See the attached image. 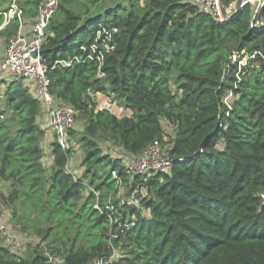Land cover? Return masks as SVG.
<instances>
[{
  "label": "trees",
  "instance_id": "trees-1",
  "mask_svg": "<svg viewBox=\"0 0 264 264\" xmlns=\"http://www.w3.org/2000/svg\"><path fill=\"white\" fill-rule=\"evenodd\" d=\"M41 1L18 0L29 24ZM193 1H60L43 55L50 92L79 126L64 149L57 134L45 140L30 84L0 94L6 202L44 243L17 256L0 239V264H55L47 250L65 264H264V24L252 1L224 22ZM18 29L12 21L0 41ZM98 93L132 114L99 108ZM155 140L173 158L168 173L131 178L108 148L137 156ZM76 147L78 176L66 169Z\"/></svg>",
  "mask_w": 264,
  "mask_h": 264
},
{
  "label": "built area",
  "instance_id": "built-area-1",
  "mask_svg": "<svg viewBox=\"0 0 264 264\" xmlns=\"http://www.w3.org/2000/svg\"><path fill=\"white\" fill-rule=\"evenodd\" d=\"M60 1L42 0L37 15L31 24L27 22L18 0H12L7 11H0V14L4 16V23L0 29L14 20H17L19 23L17 34L10 39L6 53L0 59V69L7 77L22 78L30 82L29 84L35 96L42 101L44 114L47 116L46 127L57 134L61 146L67 149L69 148V132L76 126L78 111L69 104L55 101L53 94L50 92L49 61L43 55V47L48 41V28L53 15L59 7ZM250 1L254 3L253 20L256 21V24H262L264 20L259 16L264 7V0H237L229 6L225 5L223 0H194L193 2L198 6L199 10L211 13L217 20L224 22L231 17V13L236 7H242ZM101 33L102 30H99V34ZM105 33L108 34V31L105 30ZM107 47L110 48L109 46ZM250 57L255 58L256 54L240 60V65H245ZM72 62L73 60L61 61V63L67 65H71ZM107 98L108 100L104 106H99V108L108 109L120 117L132 114L130 110L116 107L108 96ZM70 164L72 165V160H70L66 167L67 171L78 176L74 173ZM127 166L131 178L136 174L145 176L152 173H168L173 167V158L162 141L155 140L141 154L128 156ZM113 173L117 175L116 171ZM6 228L7 225L0 218V239L1 245L4 247L24 249L25 244L28 243L44 245L41 238L35 235L24 232L21 233L25 235L15 233L9 228L8 233ZM14 234L18 237H14ZM13 251L21 254L25 250L22 252ZM46 253L51 263L65 264L60 258L54 257L49 250ZM98 264H103V262Z\"/></svg>",
  "mask_w": 264,
  "mask_h": 264
},
{
  "label": "rangeland",
  "instance_id": "rangeland-1",
  "mask_svg": "<svg viewBox=\"0 0 264 264\" xmlns=\"http://www.w3.org/2000/svg\"><path fill=\"white\" fill-rule=\"evenodd\" d=\"M263 24H264V22L262 24H257V25H263ZM9 42L10 41L9 40L7 41L6 38H2V40L0 41V59L5 55ZM235 58H237L236 53L234 54L233 59H235ZM18 79H22V78L7 77L3 74V72L0 69V94H2L4 92L3 90L5 89L6 85H8V83H10L13 80H18ZM23 80L25 81L26 84L30 83L28 80H25V79H23ZM102 94L103 93H100V94L98 93L97 95L92 94L96 98V100L98 101V106H100V107H103L105 102L108 100L106 94H103V95ZM0 98H1V96H0ZM110 98L112 99V97H110ZM54 99H55V101H57L56 98H54ZM44 115L45 114H43L39 119L42 126L45 124V118L47 120V116H44ZM76 125H77V127L79 126L78 121L76 122ZM165 126H166V130L168 133L173 132L171 126H169L167 123L165 124ZM45 135H46L45 140H47L46 138H48V141H51L52 139L55 138L56 133L51 131L50 129L49 130L46 129ZM108 148L113 149V155L117 158L122 157L125 164L128 165V157L123 156L124 155L123 151H121L117 148H111V146H108ZM78 156H81V157L79 158ZM51 160L52 159H48L47 162H49ZM71 160H72V165L71 164L70 165L72 167V170L74 171V173H76V175H79V173L83 170L82 169L83 167H81V168H73V167H78L81 164L80 162L82 161V150L80 147H76V151L73 154V156L71 157ZM129 164H130V162H129ZM7 191H8L7 183L5 181L0 180V218L7 225L6 230L8 233H9V231H8V228H9L11 231H13L15 233L23 234V233H21V228H23V226L21 224L22 213H19V212L15 213V210L8 206V204L6 202V198H5V195H7ZM119 195H120V193H119ZM126 195H127V189L124 187L121 191V196L123 198H125V200L130 199V196L127 197ZM23 235H25V234H23ZM13 236L18 237L16 234H14ZM22 238H26V237H22ZM113 239L116 240V236H113ZM3 245H5V244H3ZM5 246H7V245H5ZM30 246L34 247L35 244L28 243V244H25L24 249L13 248V250L22 252L23 250L27 249L26 250V252H27L31 249V248L29 249ZM115 248H116L115 256L118 258L121 251H120L119 247L115 246ZM19 255L20 254L17 253V256H19Z\"/></svg>",
  "mask_w": 264,
  "mask_h": 264
},
{
  "label": "crops",
  "instance_id": "crops-1",
  "mask_svg": "<svg viewBox=\"0 0 264 264\" xmlns=\"http://www.w3.org/2000/svg\"><path fill=\"white\" fill-rule=\"evenodd\" d=\"M103 95V94H102ZM47 123V120H46V118H45V124ZM45 124H44V126H45ZM79 158L81 157V156H78ZM77 160V159H76ZM75 160V161H76ZM81 163V162H80ZM75 164V163H74ZM74 168H81V165H79L78 167H74Z\"/></svg>",
  "mask_w": 264,
  "mask_h": 264
},
{
  "label": "water",
  "instance_id": "water-1",
  "mask_svg": "<svg viewBox=\"0 0 264 264\" xmlns=\"http://www.w3.org/2000/svg\"><path fill=\"white\" fill-rule=\"evenodd\" d=\"M259 17L261 18V13H260V16Z\"/></svg>",
  "mask_w": 264,
  "mask_h": 264
},
{
  "label": "clouds",
  "instance_id": "clouds-1",
  "mask_svg": "<svg viewBox=\"0 0 264 264\" xmlns=\"http://www.w3.org/2000/svg\"><path fill=\"white\" fill-rule=\"evenodd\" d=\"M6 27V26H5ZM4 28V27H3ZM2 29V28H1ZM74 168V167H73Z\"/></svg>",
  "mask_w": 264,
  "mask_h": 264
}]
</instances>
